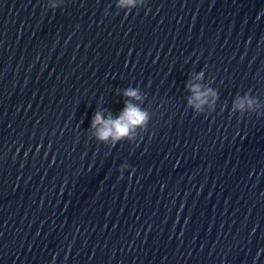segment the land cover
<instances>
[{
	"label": "clouds",
	"instance_id": "1",
	"mask_svg": "<svg viewBox=\"0 0 264 264\" xmlns=\"http://www.w3.org/2000/svg\"><path fill=\"white\" fill-rule=\"evenodd\" d=\"M145 3V0H117L116 7L131 11L134 8H138ZM259 16V14H258ZM203 72L198 73L195 77L196 81L201 80ZM192 92V97L189 99V105H193L197 111H202V106L208 103V97H217V93L211 88H204L200 83H190L187 85ZM124 96L129 100L125 102V107L121 114L117 118H113L111 114L105 118L102 112L95 113L92 120V128L95 129V136L101 142L112 141L115 145L118 141L131 138V134L138 128H146L150 120V114L147 110L141 109L139 106L134 105L130 101L132 99L142 100L143 97L138 89L129 88L124 91ZM261 105L256 96L246 93L243 97H238L233 111H239L241 113L256 112ZM261 112H257V115H261ZM126 167V165L121 166ZM123 172L121 171V174Z\"/></svg>",
	"mask_w": 264,
	"mask_h": 264
}]
</instances>
